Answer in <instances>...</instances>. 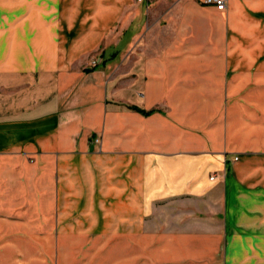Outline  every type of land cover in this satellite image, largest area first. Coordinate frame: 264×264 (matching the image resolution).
Instances as JSON below:
<instances>
[{
	"label": "crops",
	"instance_id": "1",
	"mask_svg": "<svg viewBox=\"0 0 264 264\" xmlns=\"http://www.w3.org/2000/svg\"><path fill=\"white\" fill-rule=\"evenodd\" d=\"M14 3L0 23L6 207L40 213L34 192L53 191L67 209L102 182L90 214L105 222L86 225L121 231L122 264H264V0Z\"/></svg>",
	"mask_w": 264,
	"mask_h": 264
},
{
	"label": "rangeland",
	"instance_id": "2",
	"mask_svg": "<svg viewBox=\"0 0 264 264\" xmlns=\"http://www.w3.org/2000/svg\"><path fill=\"white\" fill-rule=\"evenodd\" d=\"M19 1L22 0H0V23L5 25L13 14L20 13L14 3ZM105 186L98 184L104 191ZM82 188V197L66 200L67 209L62 208V194L57 197L48 191L49 199L43 200L36 197L40 192H34L36 206L47 203L44 209L37 208L40 213L36 214L8 208V199L0 198V264H122L121 231L93 230L86 225L105 222V215L90 211L106 206V192L96 189L94 195L85 183ZM64 210L68 213L64 214ZM121 217L115 215L114 221L121 223ZM81 227L87 229L80 230Z\"/></svg>",
	"mask_w": 264,
	"mask_h": 264
},
{
	"label": "built area",
	"instance_id": "3",
	"mask_svg": "<svg viewBox=\"0 0 264 264\" xmlns=\"http://www.w3.org/2000/svg\"><path fill=\"white\" fill-rule=\"evenodd\" d=\"M140 2L141 0H137ZM202 4L207 7H212L218 12H224L226 10L227 0H202ZM91 65H96V61L92 60ZM97 142V141H96ZM234 160H237V157L234 158ZM215 176L212 175L210 177V180H214Z\"/></svg>",
	"mask_w": 264,
	"mask_h": 264
},
{
	"label": "trees",
	"instance_id": "4",
	"mask_svg": "<svg viewBox=\"0 0 264 264\" xmlns=\"http://www.w3.org/2000/svg\"><path fill=\"white\" fill-rule=\"evenodd\" d=\"M133 109H135V110H137V111H140L142 114H145V115H149L150 113H152L151 111H149V112L141 111V110H139L138 108H133Z\"/></svg>",
	"mask_w": 264,
	"mask_h": 264
}]
</instances>
